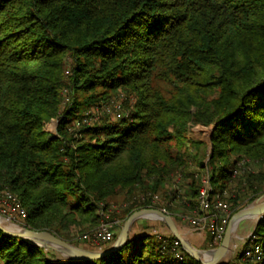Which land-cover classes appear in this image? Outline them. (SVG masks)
<instances>
[{
  "label": "trees",
  "instance_id": "16d2710c",
  "mask_svg": "<svg viewBox=\"0 0 264 264\" xmlns=\"http://www.w3.org/2000/svg\"><path fill=\"white\" fill-rule=\"evenodd\" d=\"M193 123L214 125L209 158ZM205 178L231 215L264 194V0H0V189L25 226L79 245L101 208L193 217ZM135 224L82 261L0 229V264H203ZM229 260L264 264V217Z\"/></svg>",
  "mask_w": 264,
  "mask_h": 264
},
{
  "label": "water",
  "instance_id": "95a60500",
  "mask_svg": "<svg viewBox=\"0 0 264 264\" xmlns=\"http://www.w3.org/2000/svg\"><path fill=\"white\" fill-rule=\"evenodd\" d=\"M211 147L209 150L208 158L213 151L214 145L211 137ZM207 158V159H208ZM155 215L156 218L162 219L168 224L172 233L176 235L178 240L181 243V246L184 247L185 251L193 257L195 260L202 262L203 264H218L226 256V254L231 249V243L234 236V232L239 224V222L244 218H249L255 216L259 221L264 217V195L255 199L253 203L240 208L234 214L225 229V235L220 242V244L211 249H201L198 246H194L189 238L179 231L178 223L176 218L164 209L158 207H146L138 209L129 215L122 226L118 237L110 244L109 247L103 249L96 248L90 249L86 247H80L71 243L69 240H65L62 237L58 236L54 232L49 230H35L27 226H20V229L7 227L3 223V216L0 214V229L5 233L11 234L17 237L25 238L30 242L44 247L46 250L49 248H55L66 254L71 259L74 260H92L104 255L111 254V252L117 251L128 242L130 237V230L138 218L149 217Z\"/></svg>",
  "mask_w": 264,
  "mask_h": 264
},
{
  "label": "built area",
  "instance_id": "2783aa9c",
  "mask_svg": "<svg viewBox=\"0 0 264 264\" xmlns=\"http://www.w3.org/2000/svg\"><path fill=\"white\" fill-rule=\"evenodd\" d=\"M114 105L116 106L114 113L117 117H121L124 113V111H122V106L118 101L115 102ZM89 119L91 120L92 117ZM179 179L180 175L177 177L178 182ZM211 189L209 180L205 178L199 200L200 211H198L195 216L187 218L190 219L192 225L196 226L199 231H208L212 234L213 237L211 239V244H219L225 235V229L232 217V209L230 204L223 200L220 194H217L215 198L211 200L209 198V192ZM153 199H158V194H155ZM100 213V223L95 226L94 229L83 232L80 238L88 239L94 245H98V248L103 249L107 244H110L111 241L115 240L113 225L114 223H118L119 220L113 222L107 220L106 217L108 216V213L104 208L100 209ZM0 214L4 219L11 221L18 226H23L25 225L24 220L26 219L28 212L20 197L10 188H4L0 189ZM165 242H167L166 238ZM179 243V240L174 241L175 245H179ZM262 251L263 247L260 244H257L254 246V250H247L246 255L254 256L255 253L261 254ZM184 257V253H176L177 259L183 260Z\"/></svg>",
  "mask_w": 264,
  "mask_h": 264
},
{
  "label": "rangeland",
  "instance_id": "374dc122",
  "mask_svg": "<svg viewBox=\"0 0 264 264\" xmlns=\"http://www.w3.org/2000/svg\"><path fill=\"white\" fill-rule=\"evenodd\" d=\"M93 110H95V109H93ZM58 125H59L58 119L57 118H54V119L51 120L49 126H50V128L53 131L57 132ZM213 128H214V125H207V126H205L203 124H194L193 123V124H191V126L189 128V137L191 139L197 138V139H201V140L205 141L206 144L208 145V150L207 151L209 152L210 147H211V145H210V143H211V137H212V135L214 133ZM258 166H259L258 163H252L251 164V167H254V168H257ZM262 195H264V194H262ZM262 195H260L259 197H261ZM259 197H257V198H259ZM257 198H255V199H257ZM157 200L158 199H156V201ZM251 203H253V202H251ZM251 203H249V204H251ZM249 204H247V205H249ZM115 205L118 206V208H120L121 207L120 206L121 205V202H118ZM121 209H119V211L120 212H123V209L122 210ZM161 209H165V208H161ZM110 214L106 218H107V220H109V221L111 220L113 222L114 221V220H112L113 216L110 215ZM181 218H183V220H185V221L182 222L181 219L178 218V221L181 224L188 225V224L192 223L190 221V219L187 218V216H184V217L181 216ZM116 220H119V222L118 223H114L113 229L115 231H118L119 232L120 230H118V229L119 228H122V226L124 225L125 220L123 221V218L120 217L119 215L117 216V219ZM257 222H258V220L256 218H254V217L252 219L251 218H245V219H243V220H241L239 222V224H238V226H237V228H236V230L234 232V236H233L232 243H231V245H232L231 246V249L226 254V256L222 259V261H220L221 264H226L227 262H229L230 261L229 259H231L233 257V255L235 254V252L237 251V249L240 248V246H243V244L247 240L250 239V237L252 236V234L254 232V228H255ZM136 223L137 224H135V227L138 226V225L140 227V230H139L138 234H142L144 232L143 230H145V229H141V228L143 226L147 225V224H151V225L152 224H155L153 226V229L150 230V232H154V233H158V234H164V232L167 231V229H169L168 228L169 226H167L166 222L164 220H162V219L156 218V216L154 214L151 215V216H149V217L138 218V220H137ZM23 226H25V225H23ZM160 227H162V229H160ZM72 235L75 237L74 234H72ZM212 237L213 236H212L211 233H208V232L204 231L203 234H202V236L201 235L199 236L198 234H196V236L195 237L193 236L192 239H193V242L194 243L199 244V246L197 245L199 248H201V249H211L213 247H216V246H212L211 245V242L210 241H211ZM78 241H79V245L78 246L82 247V246H88L86 244H90V246H88L86 248H89L90 247V249H91L92 243L88 239H83L82 237L81 238L79 237V240ZM96 248H98V245H95V249ZM147 249L148 248H145V250H147ZM47 251L51 252L52 255H54V257H58V256H64L65 257L66 256L65 253H63L60 250H57L55 248H49V250H47Z\"/></svg>",
  "mask_w": 264,
  "mask_h": 264
},
{
  "label": "crops",
  "instance_id": "0c3cea01",
  "mask_svg": "<svg viewBox=\"0 0 264 264\" xmlns=\"http://www.w3.org/2000/svg\"><path fill=\"white\" fill-rule=\"evenodd\" d=\"M251 218V217H249ZM245 219V218H244ZM252 219V218H251ZM243 220V219H242ZM176 221L178 223V227H179V231L181 232V234L187 236L189 238V240L193 243L194 246L197 247V245L199 246V244H196L193 242V239L192 237L196 236V234H198L199 236L203 234V232L197 230V227L192 225V223L188 224V225H184V224H181L179 221H178V218H176ZM181 221H185L183 220V218H181ZM159 225V224H158ZM168 226V225H167ZM169 229H167V231L164 232V234H168V232H172L170 227H168ZM160 229H162V227H160ZM208 232V231H206Z\"/></svg>",
  "mask_w": 264,
  "mask_h": 264
},
{
  "label": "bare ground",
  "instance_id": "6f19581e",
  "mask_svg": "<svg viewBox=\"0 0 264 264\" xmlns=\"http://www.w3.org/2000/svg\"><path fill=\"white\" fill-rule=\"evenodd\" d=\"M254 218H256L255 216H253ZM253 217H251V218H253ZM3 223H5V225L7 226V227H12V228H17V229H20V226H18V225H16L15 223H13V222H11V221H8V220H6V219H3Z\"/></svg>",
  "mask_w": 264,
  "mask_h": 264
}]
</instances>
